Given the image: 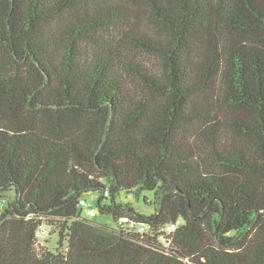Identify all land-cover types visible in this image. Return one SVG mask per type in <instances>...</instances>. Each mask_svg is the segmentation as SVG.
<instances>
[{"label":"trees","instance_id":"16d2710c","mask_svg":"<svg viewBox=\"0 0 264 264\" xmlns=\"http://www.w3.org/2000/svg\"><path fill=\"white\" fill-rule=\"evenodd\" d=\"M0 264H264V0H0Z\"/></svg>","mask_w":264,"mask_h":264},{"label":"rangeland","instance_id":"374dc122","mask_svg":"<svg viewBox=\"0 0 264 264\" xmlns=\"http://www.w3.org/2000/svg\"><path fill=\"white\" fill-rule=\"evenodd\" d=\"M7 194L13 196L12 192H8ZM147 196L151 203H147L144 201V197ZM99 197V192H89L84 195V198L88 200L89 203H92V206L95 208L97 205V199ZM153 193L151 191H144L142 194L137 196L134 193H127L124 190H121L117 195V202L131 203L133 207L139 211L141 214L150 215L154 211L155 204L153 203ZM111 200L106 198L104 202L109 203ZM84 216L91 218V220L97 223L107 224L110 227L115 225L114 219L111 215L107 214H99L95 212L94 215L91 214H83ZM43 230L45 231L44 235L38 237V250H56L58 248V239H59V230L58 228H53L49 226L47 223L43 224Z\"/></svg>","mask_w":264,"mask_h":264},{"label":"built area","instance_id":"2783aa9c","mask_svg":"<svg viewBox=\"0 0 264 264\" xmlns=\"http://www.w3.org/2000/svg\"><path fill=\"white\" fill-rule=\"evenodd\" d=\"M106 194H108V191L106 190L105 192ZM80 207L82 208L83 214H91L94 215L95 214V210L92 206V203H89L88 200L82 198L80 200ZM124 223H127V226L132 228L135 231L138 232H146L148 230V225L146 223L143 222H135V221H129L128 219H123ZM130 222V223H128ZM176 228V224H172V225H168L165 229H164V234L161 236V240L164 241L165 239H167V236L169 234H172V232L175 230ZM45 231L43 230V226H40L37 230V237L44 235Z\"/></svg>","mask_w":264,"mask_h":264}]
</instances>
